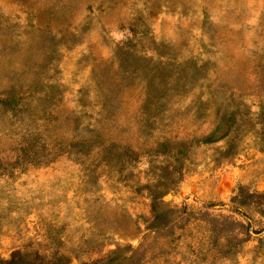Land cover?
<instances>
[{
	"label": "rangeland",
	"instance_id": "374dc122",
	"mask_svg": "<svg viewBox=\"0 0 264 264\" xmlns=\"http://www.w3.org/2000/svg\"><path fill=\"white\" fill-rule=\"evenodd\" d=\"M0 264H264V0H0Z\"/></svg>",
	"mask_w": 264,
	"mask_h": 264
}]
</instances>
